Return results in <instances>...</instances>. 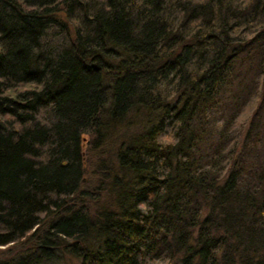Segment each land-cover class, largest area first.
<instances>
[{"label":"trees","instance_id":"16d2710c","mask_svg":"<svg viewBox=\"0 0 264 264\" xmlns=\"http://www.w3.org/2000/svg\"><path fill=\"white\" fill-rule=\"evenodd\" d=\"M22 241L0 264H264V0H0V245Z\"/></svg>","mask_w":264,"mask_h":264},{"label":"rangeland","instance_id":"374dc122","mask_svg":"<svg viewBox=\"0 0 264 264\" xmlns=\"http://www.w3.org/2000/svg\"><path fill=\"white\" fill-rule=\"evenodd\" d=\"M27 85V87L30 86V84H25ZM24 86H20V88H23ZM255 104V103H254ZM254 104L248 106L244 112H242L239 116H238V122L239 125L241 124H245L247 122V120L249 119V116L253 110V106ZM112 128H110L108 130L107 136L105 138V141L96 148H92L90 145H87L86 147V153H85V168L88 171V180L85 179L84 181V186L85 187H92L95 184H97V182L95 180L98 181L97 176L94 175L93 169H95L96 167V161L99 162V159H105L110 157L109 164L113 163V154L115 152L116 146H117V139L115 136V132L116 130H114ZM111 133V134H110ZM121 131H117V134H120ZM106 134V133H105ZM86 138V136H85ZM84 138V139H85ZM90 172V173H89ZM92 172V173H91ZM96 182V183H95ZM30 243L28 241H22V242H18L12 245H0V257L2 258H8L13 256L14 254L21 252V251H26L31 249V247H29ZM65 261V260H64ZM60 264H64L63 262H61Z\"/></svg>","mask_w":264,"mask_h":264}]
</instances>
